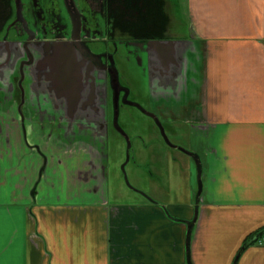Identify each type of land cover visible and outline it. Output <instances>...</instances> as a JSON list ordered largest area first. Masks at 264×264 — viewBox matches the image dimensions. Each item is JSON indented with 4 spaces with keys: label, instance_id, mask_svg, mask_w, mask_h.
Listing matches in <instances>:
<instances>
[{
    "label": "crops",
    "instance_id": "crops-1",
    "mask_svg": "<svg viewBox=\"0 0 264 264\" xmlns=\"http://www.w3.org/2000/svg\"><path fill=\"white\" fill-rule=\"evenodd\" d=\"M135 5L147 105L186 140L171 146L181 169L165 171L157 196L110 200L102 130L83 133L66 107L53 117L5 94L0 264H233L244 242L235 264H264V0ZM27 78L22 90L36 93ZM85 78L79 93H102L96 73ZM151 154L146 165L160 159Z\"/></svg>",
    "mask_w": 264,
    "mask_h": 264
},
{
    "label": "flooded vegetation",
    "instance_id": "flooded-vegetation-1",
    "mask_svg": "<svg viewBox=\"0 0 264 264\" xmlns=\"http://www.w3.org/2000/svg\"><path fill=\"white\" fill-rule=\"evenodd\" d=\"M135 2L136 0H0V31H13L16 37L22 39L21 44L12 41L7 48L14 58L24 59L27 70L23 73L24 80L27 74L34 80L38 78L37 83L43 89L42 93H51L49 96L53 100L60 99L57 109L66 107L71 112V118L77 115L82 118L77 126L83 133L91 134L93 125H97L99 130L103 128L104 134L106 126H114L115 110L119 125L118 115L124 107H136L154 121L148 115L151 114L149 106L147 105L146 110L141 109L126 87L116 83L118 71L115 52L95 51L90 46L94 41H114L117 35L121 42H131L134 46L132 14L136 13L133 10ZM37 47L40 48L39 51ZM35 58L39 61L33 64ZM93 73L103 82L102 93H79L86 74L91 77ZM84 83H88V80ZM17 94L24 100L28 97V93ZM102 103L107 105L103 106ZM95 105L98 106L97 109L94 108ZM125 117L132 119L128 113ZM120 128L126 133L121 126ZM156 129L159 132L157 126ZM116 131L125 139L117 129Z\"/></svg>",
    "mask_w": 264,
    "mask_h": 264
},
{
    "label": "rangeland",
    "instance_id": "rangeland-1",
    "mask_svg": "<svg viewBox=\"0 0 264 264\" xmlns=\"http://www.w3.org/2000/svg\"><path fill=\"white\" fill-rule=\"evenodd\" d=\"M175 14L177 15L178 21L179 15L177 7ZM177 21L175 23L176 29L174 30L179 33L181 30L186 31V24L179 25ZM16 36L17 35L14 34L13 31H10V33L0 31V104L4 107L8 102L5 98L6 93V97L8 98L15 93H24L22 90L23 87L31 83V79L29 80L27 77L24 80L23 73L24 70L27 71L25 69L24 59L18 60L14 58V55H12L7 48L8 44L13 43L12 41H18V44H21L20 41H22V39L19 36L18 39ZM119 38V35H117L114 41L110 40L107 42V39H104L103 42L94 41V44H90V46L95 51L107 50L115 52L118 82L124 85L129 93L133 95L132 98L134 102L137 103L141 109H145L147 107L146 99L149 94L147 93L148 75L145 68V57L142 56L141 49L134 47L131 42H129V44L123 43ZM50 40L52 39L50 38ZM36 49L39 51L40 48L37 47ZM34 57L36 56H33V58ZM37 61H39V59L36 60L35 58L33 64H36ZM19 81L21 83H19ZM38 81V78L35 79L33 82L34 85H31L36 93H28V97L25 98V101L33 102L32 100H34L33 104L28 105L31 109H36L38 111L49 110L51 108L52 114L50 116L55 117V111L52 107L57 109L56 106H60V99L53 100L51 96H49L51 93H42L43 89L39 87ZM43 83L46 85L45 81ZM18 101L21 102L22 97H20ZM102 105H107V103H102ZM103 106H101V108H103ZM16 111L18 112V108H16ZM111 113V109L109 108V117H111ZM127 113L133 120L125 117ZM46 115L47 114H43V117ZM39 122L45 123L44 121ZM118 123L126 131L130 146L127 148L125 139L112 125L106 126L101 140L103 155L105 156L104 175L109 199L116 200L117 202L136 200L138 197L142 196L138 193L137 189L140 192L157 196V190H159L163 180L166 179L165 171L171 170L177 174V170L181 169V167L178 166L179 163H173L170 159L172 155H179L178 153H180V151L171 146L176 145L178 147L187 148L188 145L186 144V140L180 135H177V131L172 132V130L170 131L166 128L165 133L169 142L172 144L171 146L168 145L161 137L160 132L156 129L154 121L133 106L131 108L124 107L121 109L118 115ZM0 127H2L1 120ZM25 133L28 138L32 137V132ZM1 137H4V132L0 128V138ZM22 138L28 141V139L23 136V133ZM151 152L154 154L156 153L160 159L153 156L156 163L153 164L150 161L148 165H146L147 163L145 161L147 158L149 159V157H151ZM167 163H169L168 169H166ZM147 169L153 170V179L149 178L146 174L145 170ZM180 181L183 182V179ZM176 184L181 185L182 183L176 181Z\"/></svg>",
    "mask_w": 264,
    "mask_h": 264
},
{
    "label": "water",
    "instance_id": "water-1",
    "mask_svg": "<svg viewBox=\"0 0 264 264\" xmlns=\"http://www.w3.org/2000/svg\"><path fill=\"white\" fill-rule=\"evenodd\" d=\"M73 5V4H72ZM74 7V6H73ZM112 61V60H111ZM115 81H116V83L118 84L119 82H118V79L116 78L115 79ZM114 93H116V91H114ZM115 108H117V107H115ZM148 115H150L151 117H153V119H154V122H155V124H156V126L158 127V129H159V132H160V135H161V137L164 139V141H165V143H167L168 145H172L170 142H169V140H168V138H167V135H166V133H165V131H164V129H163V126H162V124H161V122L154 116V115H152V114H149L148 113ZM114 127L125 137V140H126V142H127V148L129 147V145H130V142L128 141V135L120 128V126L117 124V110H115L114 111ZM174 146V145H173ZM127 159H128V157H127ZM124 177H125V180H126V176H125V174H124ZM128 182V181H127ZM129 186V185H128Z\"/></svg>",
    "mask_w": 264,
    "mask_h": 264
},
{
    "label": "trees",
    "instance_id": "trees-1",
    "mask_svg": "<svg viewBox=\"0 0 264 264\" xmlns=\"http://www.w3.org/2000/svg\"><path fill=\"white\" fill-rule=\"evenodd\" d=\"M256 236H257L256 238H258L259 236H263V235H262V233H257ZM246 244H247V242H244V244H242V246L239 248V250H238V252L234 258L233 264H235L237 257L239 256L241 250H243V248L246 246Z\"/></svg>",
    "mask_w": 264,
    "mask_h": 264
},
{
    "label": "built area",
    "instance_id": "built-area-1",
    "mask_svg": "<svg viewBox=\"0 0 264 264\" xmlns=\"http://www.w3.org/2000/svg\"><path fill=\"white\" fill-rule=\"evenodd\" d=\"M261 240L264 241V236L261 237Z\"/></svg>",
    "mask_w": 264,
    "mask_h": 264
}]
</instances>
